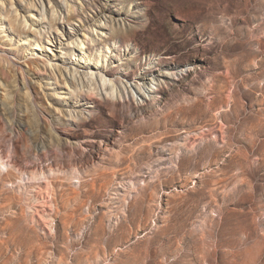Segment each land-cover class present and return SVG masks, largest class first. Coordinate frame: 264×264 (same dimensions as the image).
I'll list each match as a JSON object with an SVG mask.
<instances>
[{
    "label": "rangeland",
    "instance_id": "1",
    "mask_svg": "<svg viewBox=\"0 0 264 264\" xmlns=\"http://www.w3.org/2000/svg\"><path fill=\"white\" fill-rule=\"evenodd\" d=\"M0 264H264V0H0Z\"/></svg>",
    "mask_w": 264,
    "mask_h": 264
},
{
    "label": "bare ground",
    "instance_id": "2",
    "mask_svg": "<svg viewBox=\"0 0 264 264\" xmlns=\"http://www.w3.org/2000/svg\"><path fill=\"white\" fill-rule=\"evenodd\" d=\"M37 46L38 47H40V45L39 44H37ZM39 48H36L34 51L36 52V53H39V50H38ZM33 55V54H32ZM31 61H33V59H27V62H31ZM74 77H75V75H76V73H77V71H76V69H74ZM89 75V79H91V80H94L95 79V77H96V75H95V73H89L88 74ZM101 80H102V83H103V85L104 86H106V85H109V87H111V90H112V95H114L115 93H116V90H115V87H114V83L111 81V80H108V79H106L104 76H102L101 77ZM140 89L141 90H145L144 91V93L145 94H147V95H149L150 94V92L152 91V93H154L155 92V89H157V88H151L150 89V91H148L149 89H146L144 86H142V84H140ZM148 91V92H147ZM108 94H109V92H107ZM158 96H160V94H157Z\"/></svg>",
    "mask_w": 264,
    "mask_h": 264
}]
</instances>
